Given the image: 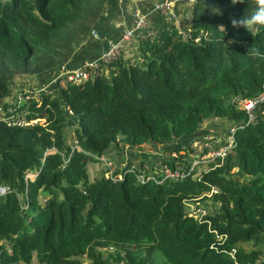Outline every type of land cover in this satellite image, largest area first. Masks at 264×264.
Listing matches in <instances>:
<instances>
[{
    "label": "trees",
    "instance_id": "obj_1",
    "mask_svg": "<svg viewBox=\"0 0 264 264\" xmlns=\"http://www.w3.org/2000/svg\"><path fill=\"white\" fill-rule=\"evenodd\" d=\"M108 1L0 0V264H33V255L41 264H264L260 111L196 179L163 177L173 160L145 170L115 158L193 137L218 149L225 134L216 142L203 125L246 120L236 98L264 89V27L249 32L230 17L251 12L252 0H196L189 25L158 29L131 60L121 54L79 83L63 74L56 90L12 93L16 78L69 60ZM168 152L188 163L199 155L193 145ZM190 203L208 214L191 215Z\"/></svg>",
    "mask_w": 264,
    "mask_h": 264
},
{
    "label": "crops",
    "instance_id": "obj_2",
    "mask_svg": "<svg viewBox=\"0 0 264 264\" xmlns=\"http://www.w3.org/2000/svg\"><path fill=\"white\" fill-rule=\"evenodd\" d=\"M163 0H109L95 27L98 37H89L74 52L72 57L56 68L41 74L33 80V87L36 90H56V79L61 75L77 68L95 62L101 56L109 40H120L124 31L130 28L131 12L138 8L147 14V28L134 32L131 42L124 43L122 55L125 59L131 60L137 55V44L140 40L147 38L149 32L166 27H177L174 21L167 16L154 10L156 2ZM173 10L180 15L182 27L189 25L191 9L196 0H171ZM218 130V128H216ZM221 132V130H219ZM194 138V137H193Z\"/></svg>",
    "mask_w": 264,
    "mask_h": 264
},
{
    "label": "built area",
    "instance_id": "obj_3",
    "mask_svg": "<svg viewBox=\"0 0 264 264\" xmlns=\"http://www.w3.org/2000/svg\"><path fill=\"white\" fill-rule=\"evenodd\" d=\"M153 8L155 11L167 16L170 20L174 21L177 27L182 28L180 15L173 10L171 0H163L162 2H156ZM147 25V14H145L138 8L133 9V11L131 12L130 28L124 31L121 36V39L107 41L105 49L103 50L101 56L97 61L92 62L89 65H84L83 67L77 68L68 73H65L66 80L71 83H79L83 80L89 79L91 75L98 69L99 66H106L107 64L116 60L122 54L124 43L131 42L133 33L147 28ZM152 33L154 32H149L147 37L152 35ZM90 35L92 37L97 38L98 33L96 29H92L90 31ZM182 35L185 36V33L183 32ZM236 104L240 109L244 110L246 114V120L238 125L232 126L231 124V126L227 129L224 135L225 144L219 147L218 149H215L211 146V143L201 144L200 141L194 142V147L203 146L205 147L207 152L202 155L199 154L198 156L193 158V160L188 163L187 167L182 168V170L178 168L171 169L167 166H162V168L159 169V172H162V174H164L163 177L178 179L185 177V175H188V173H192V177L196 179L201 177L202 173L209 170L208 164L213 161L216 157L223 158V156L234 144V133L236 132V129L242 128L244 124L253 121L255 113L257 111H260L262 114H264V89L261 93L252 98L243 99L237 97ZM204 139H211V136L207 135L204 137ZM221 140L222 138H216V142ZM75 147H77L78 150H81L79 146ZM101 159L104 160L103 157H101ZM5 191L6 189L4 187H0V194L5 193ZM215 193H217V190L215 188H211V191L208 196ZM188 207L189 213L191 215H194L195 217H201L203 215H206L209 211L205 206L196 207V205L192 203L188 204Z\"/></svg>",
    "mask_w": 264,
    "mask_h": 264
},
{
    "label": "rangeland",
    "instance_id": "obj_4",
    "mask_svg": "<svg viewBox=\"0 0 264 264\" xmlns=\"http://www.w3.org/2000/svg\"><path fill=\"white\" fill-rule=\"evenodd\" d=\"M33 80H35V78H31V77H19L15 79V82L12 84L11 86V91L13 94H17L18 91H22L24 90V88L32 86L33 85ZM19 100L21 98H18ZM72 123L75 121L74 118L72 117L70 120ZM218 122V123H217ZM222 125H219V121L214 118V119H209L204 125H203V130L205 129L206 132H209V134L211 135H215L216 137H212V138H222L221 135H224L227 131L228 128H226V125L223 124V128H221ZM218 128L215 129V128ZM201 128V129H202ZM219 130H222L221 132ZM205 132V133H206ZM199 141V139H194L193 138L191 140H177L172 144H169L168 146L162 147V148H153V147H149V146H145V148H138V149H126L122 155V157H118V155L115 156V158L120 161V163H124L127 164L130 161H132V163L136 166V167H141L144 166L145 170H151L155 164H157L160 160H164V159H169V160H173L172 162L177 163L176 166H178V169H182L184 167H187L188 165V161L189 159H191V157L188 158H181L177 155H171L168 150L169 149H173L175 147H186L189 148L191 145H193L194 142ZM153 148V149H151ZM205 147H197V152L199 154L202 155L203 153V149ZM111 153V152H110ZM106 160V157H105ZM155 163V164H154ZM107 165V164H106ZM156 168H158V166H156ZM95 169V168H94ZM99 168L96 169V171H98L99 173ZM112 169V168H111ZM158 170V169H157ZM102 172V171H101ZM100 172V174H101ZM44 197H40V202L43 203L44 202ZM205 203L207 204L206 206H213L214 203L211 200H207L205 201ZM210 203V204H209ZM189 209V207H188ZM87 261L85 260V263ZM32 263L33 264H41L38 262V260L36 259L35 255H33V259H32Z\"/></svg>",
    "mask_w": 264,
    "mask_h": 264
},
{
    "label": "clouds",
    "instance_id": "obj_5",
    "mask_svg": "<svg viewBox=\"0 0 264 264\" xmlns=\"http://www.w3.org/2000/svg\"><path fill=\"white\" fill-rule=\"evenodd\" d=\"M231 5H248V0H230ZM253 10L245 13L239 20L230 17L233 27H244L249 32H254L258 27H264V0H252ZM221 25V30H223Z\"/></svg>",
    "mask_w": 264,
    "mask_h": 264
},
{
    "label": "water",
    "instance_id": "obj_6",
    "mask_svg": "<svg viewBox=\"0 0 264 264\" xmlns=\"http://www.w3.org/2000/svg\"><path fill=\"white\" fill-rule=\"evenodd\" d=\"M106 73H108V71H106Z\"/></svg>",
    "mask_w": 264,
    "mask_h": 264
}]
</instances>
